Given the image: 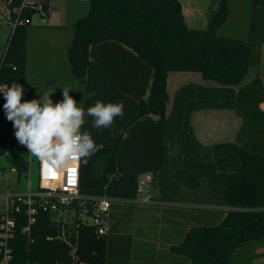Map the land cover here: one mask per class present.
I'll return each instance as SVG.
<instances>
[{
    "label": "trees",
    "instance_id": "16d2710c",
    "mask_svg": "<svg viewBox=\"0 0 264 264\" xmlns=\"http://www.w3.org/2000/svg\"><path fill=\"white\" fill-rule=\"evenodd\" d=\"M5 1L19 23L0 57V85H22L24 102L28 30L38 5ZM230 16V0H212L206 27L192 29L180 0H90L67 51L71 73L84 88L77 106L124 103L123 118L111 127L93 128L86 116L81 129L103 145L80 163V192L90 203L88 216L96 210L94 198L112 199L105 232L80 214L69 227L38 207L29 231L19 216L7 264H256L257 248L264 246V81L248 77L261 65L264 0H251L247 40L218 35ZM113 34L127 45L107 38ZM170 72L198 73L218 85H184L168 109ZM4 103L2 96L0 154L21 178L33 158L17 156L29 150L16 139ZM203 110L233 111L241 120L235 140L203 144L191 124ZM147 174L158 195L150 205L133 203ZM149 208L179 214L183 222L171 230L173 238L162 233L159 241L153 224L143 239L132 228Z\"/></svg>",
    "mask_w": 264,
    "mask_h": 264
},
{
    "label": "rangeland",
    "instance_id": "374dc122",
    "mask_svg": "<svg viewBox=\"0 0 264 264\" xmlns=\"http://www.w3.org/2000/svg\"><path fill=\"white\" fill-rule=\"evenodd\" d=\"M183 2V0H181ZM209 1V0H208ZM206 0H199L200 4L204 7L208 8V15L211 9L212 2ZM84 4V3H83ZM184 5L187 7L188 1H184ZM200 5V6H201ZM202 7V8H204ZM230 7H231V16L228 23L219 31L218 35L220 37H231V38H239L243 40L248 39V30H249V21H250V13H251V0H230ZM90 9V0H85V7L84 12L82 13V17L86 16ZM38 14V13H37ZM77 18L79 15L77 14ZM10 11L7 8V4L5 0H0V52L2 50L5 51L10 33L12 31V21L10 20ZM39 15L36 16L35 19H38ZM40 19V18H39ZM206 25L196 27L194 26L192 29H204ZM67 30L72 34V38L74 35L73 26H68ZM109 39H117L121 43L126 44L123 42L117 34L108 35ZM127 45V44H126ZM2 48V49H1ZM1 52V53H2ZM62 52V51H61ZM64 54V52H63ZM56 57L55 61L58 65L63 66L62 73L65 77L64 84L67 83V78L69 79L67 83V88L69 91V96H71L78 105L82 104L84 100V88L76 82L77 80L71 73L69 61L67 55L60 58ZM61 66V67H62ZM69 71V76L67 77L66 71ZM67 71V73H68ZM32 73L29 76V80H31ZM261 78L264 81V44L262 46V58H261V65L251 71L250 76L248 77L249 80L254 78ZM34 79V78H33ZM35 81V80H33ZM49 81H52V75L49 73ZM29 87L26 90L25 101H30L32 99H39L40 97L34 93V89L32 87V82H28ZM191 83H198L200 85H204L207 87L216 86L218 84L214 82H207L202 79L201 75L198 73H177V72H170L168 74V94L170 96V104L168 109L171 108V101L174 96L175 90L179 89L180 87L191 84ZM50 90L54 91V97L51 96V99L54 103L60 102L63 100V91L58 89L55 86V83H50ZM63 84L60 85L62 88ZM65 88V86H63ZM58 94V95H57ZM193 132L196 136L204 143H218L224 141H233L239 129L241 120L240 118L233 112L228 110H203L196 112L193 115V119L191 121ZM17 156L24 157L28 160H32L30 171L27 174H24L21 178L18 177L17 173L12 170L9 166V163L6 159L0 160V193L1 194H28L33 193L38 186V159L36 157H32L30 153L26 152H16ZM150 193L152 196L158 195V189L153 184L150 186ZM88 201H83L79 204L78 209H74L73 207L63 216H53L54 220H59V218L63 219L65 223L72 227L74 224V220L78 214L79 218L82 222H88L89 224L93 223L94 214L86 215L89 211ZM93 207V205L91 204ZM95 210V207L92 208ZM173 218V220H172ZM171 221L176 224L172 226ZM134 226L132 228L136 231L138 228L139 232H141V238H144V234L148 229L150 224L155 225L158 228V239L159 241L163 240L164 236H170L173 238L171 234V230L175 229L183 220L179 218V214L171 215L170 211H164L162 209H143L142 213H138L135 218L133 219ZM163 233V237H162ZM170 243L168 242L166 247H168ZM165 247V246H162ZM161 258V257H160ZM162 259V258H161ZM161 260L159 259V262ZM256 264H264V246H260L257 248V257L255 259ZM159 264V263H158Z\"/></svg>",
    "mask_w": 264,
    "mask_h": 264
},
{
    "label": "clouds",
    "instance_id": "9594fccd",
    "mask_svg": "<svg viewBox=\"0 0 264 264\" xmlns=\"http://www.w3.org/2000/svg\"><path fill=\"white\" fill-rule=\"evenodd\" d=\"M63 100L54 103L51 99L54 91L38 94L39 99L21 102L23 86L13 81L11 87L0 85L3 94L6 119L13 123L15 137L29 153L51 168L61 169L71 163L89 159L103 147L95 143L88 132H82L85 117H90L92 127L106 129L112 126L114 119L123 118L124 103H103L95 101L86 110L69 96L65 87ZM93 94H89L91 98Z\"/></svg>",
    "mask_w": 264,
    "mask_h": 264
},
{
    "label": "built area",
    "instance_id": "2783aa9c",
    "mask_svg": "<svg viewBox=\"0 0 264 264\" xmlns=\"http://www.w3.org/2000/svg\"><path fill=\"white\" fill-rule=\"evenodd\" d=\"M37 12L43 14V7L38 5ZM11 21L12 31H14L19 23V18ZM2 96L3 94L0 93V97ZM0 160H2L1 154ZM80 163L81 161L74 162L67 167L56 169L38 160L39 191L28 194L0 193V252L3 254L2 264H7L10 260V242L15 236L19 216H25L28 225L26 231H29L31 225L36 221L38 207L49 212L52 216L63 217L75 202L88 200L80 192ZM151 183L152 176L150 174L140 177L137 187L138 197L132 201L133 203L144 206L153 203L150 193ZM93 200L96 202V210L93 223L90 225L98 226V233L103 235L105 229L102 225L105 215L110 210L112 199L102 197Z\"/></svg>",
    "mask_w": 264,
    "mask_h": 264
},
{
    "label": "crops",
    "instance_id": "0c3cea01",
    "mask_svg": "<svg viewBox=\"0 0 264 264\" xmlns=\"http://www.w3.org/2000/svg\"><path fill=\"white\" fill-rule=\"evenodd\" d=\"M184 1H188L187 7L184 5ZM180 2L183 5L186 23L190 28L196 27L197 25H207L208 8L202 6L199 0H183V2L180 0ZM209 2H212V0L208 1V5ZM25 3L39 5L44 9L43 14L38 13L34 16L32 25L28 30V76L32 73L29 82H32L34 93H36L37 96L46 91H51L49 82H54L55 86L62 90L64 88L63 86H67L69 79L67 78V83L64 84L65 77L62 73L63 66H56L58 63H56L55 58H59V55H61L60 58L65 56V54L67 55L69 45L72 41V34L67 30V27L73 26L82 17L85 0H25ZM77 14L79 18H77ZM37 15H39L40 19H35ZM1 52L0 57L3 56L5 51L3 50V52ZM67 71L65 75L68 77L69 71L68 73ZM49 73L52 75V81H49ZM61 84H63L62 88L60 87ZM54 96L55 94H52V97ZM202 143L205 145L214 144Z\"/></svg>",
    "mask_w": 264,
    "mask_h": 264
}]
</instances>
